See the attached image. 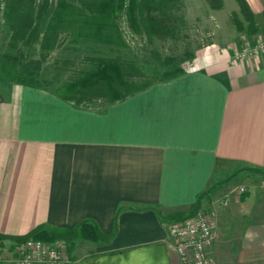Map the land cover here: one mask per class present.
I'll return each mask as SVG.
<instances>
[{
  "label": "crops",
  "instance_id": "crops-1",
  "mask_svg": "<svg viewBox=\"0 0 264 264\" xmlns=\"http://www.w3.org/2000/svg\"><path fill=\"white\" fill-rule=\"evenodd\" d=\"M247 3L259 25L263 0ZM238 37L220 35L181 75L109 105L0 76L6 264L12 236L85 220L111 238L77 240L68 264H182L169 223L208 188L212 264H264V51L237 60Z\"/></svg>",
  "mask_w": 264,
  "mask_h": 264
},
{
  "label": "trees",
  "instance_id": "trees-1",
  "mask_svg": "<svg viewBox=\"0 0 264 264\" xmlns=\"http://www.w3.org/2000/svg\"><path fill=\"white\" fill-rule=\"evenodd\" d=\"M181 3L182 0H5L4 36L8 39L0 51V76L9 82L49 90L79 105L95 104L98 99L100 105L122 100L153 83L173 79L185 69L175 56L160 57L157 64L141 61L128 44L120 20L125 16L129 27L144 33L153 44L157 37L175 36L183 20L179 14ZM239 3L250 27L255 29L249 5L245 0ZM210 189L199 196L192 212L176 213L180 216L175 220L193 215ZM28 237L46 242L63 240L71 251L79 239L106 241L111 235L95 222L85 220L71 228L40 225L10 239ZM6 238L0 235V242Z\"/></svg>",
  "mask_w": 264,
  "mask_h": 264
},
{
  "label": "rangeland",
  "instance_id": "rangeland-1",
  "mask_svg": "<svg viewBox=\"0 0 264 264\" xmlns=\"http://www.w3.org/2000/svg\"><path fill=\"white\" fill-rule=\"evenodd\" d=\"M4 1L0 0V51L6 47L5 43L8 39L4 36ZM245 1L247 2V0ZM250 11L253 13L251 8ZM262 12L258 17V19L260 18L259 25L255 17L256 26L253 29L242 12L239 0H182L179 14L182 15L183 20L181 24L179 22V29L175 36L157 37L153 44L144 33L134 32L129 27L125 16L122 17L120 22L128 44L141 61L147 60L157 64L160 57L175 56L181 66L186 69L197 53L209 45L213 47V42L217 41L220 35L229 37V34L236 30L239 41L243 44L242 46L248 42L264 38V10ZM222 20L232 24V27L222 28L220 26ZM232 45L234 48L238 47V44L233 43ZM152 48H155L156 51H153ZM57 53V51L53 53V56H56ZM34 58H37V56ZM50 61L51 58L45 62ZM151 79L152 77H149L148 80ZM99 100L101 99H98L95 104L89 105L102 106ZM64 246L65 256L70 259V251L65 241Z\"/></svg>",
  "mask_w": 264,
  "mask_h": 264
},
{
  "label": "built area",
  "instance_id": "built-area-1",
  "mask_svg": "<svg viewBox=\"0 0 264 264\" xmlns=\"http://www.w3.org/2000/svg\"><path fill=\"white\" fill-rule=\"evenodd\" d=\"M264 51V38L235 47L237 60L258 56ZM192 64H188V70ZM241 186L239 193L245 192ZM169 233L182 264H212L209 254L216 240L213 214L200 207L193 215L169 223ZM15 264H68L64 241L46 242L32 237L10 243ZM0 264H6L3 244L0 242Z\"/></svg>",
  "mask_w": 264,
  "mask_h": 264
}]
</instances>
